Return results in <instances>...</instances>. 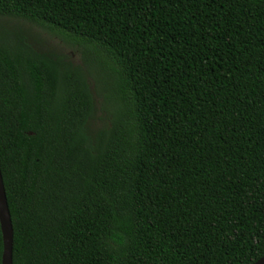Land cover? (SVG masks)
<instances>
[{"label":"trees","instance_id":"obj_1","mask_svg":"<svg viewBox=\"0 0 264 264\" xmlns=\"http://www.w3.org/2000/svg\"><path fill=\"white\" fill-rule=\"evenodd\" d=\"M0 17L85 58L0 30L14 264L264 256V0H0ZM97 93L112 113L94 128Z\"/></svg>","mask_w":264,"mask_h":264},{"label":"rangeland","instance_id":"obj_2","mask_svg":"<svg viewBox=\"0 0 264 264\" xmlns=\"http://www.w3.org/2000/svg\"><path fill=\"white\" fill-rule=\"evenodd\" d=\"M9 32L10 34L20 33L28 38L30 44L39 51H52L61 53L68 57V59L75 65L83 66L85 64V58L82 54V48L65 36L57 33H53L46 29L40 28L32 23L12 18L0 17V30ZM98 75L111 79L113 73L103 69L95 70ZM92 84L94 80L92 79ZM95 88V86L93 87ZM96 112L93 119L94 128L101 127L105 124H109L111 119L112 109L110 105L106 103L105 98L99 93L96 94Z\"/></svg>","mask_w":264,"mask_h":264},{"label":"water","instance_id":"obj_3","mask_svg":"<svg viewBox=\"0 0 264 264\" xmlns=\"http://www.w3.org/2000/svg\"><path fill=\"white\" fill-rule=\"evenodd\" d=\"M0 225L3 237L2 264H14V228L0 165ZM253 264H264V256Z\"/></svg>","mask_w":264,"mask_h":264}]
</instances>
